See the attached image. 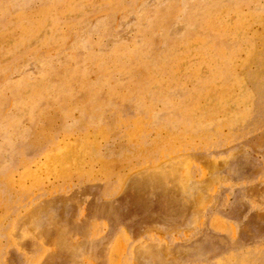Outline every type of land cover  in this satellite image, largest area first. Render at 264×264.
Returning a JSON list of instances; mask_svg holds the SVG:
<instances>
[{
    "label": "rangeland",
    "instance_id": "374dc122",
    "mask_svg": "<svg viewBox=\"0 0 264 264\" xmlns=\"http://www.w3.org/2000/svg\"><path fill=\"white\" fill-rule=\"evenodd\" d=\"M0 264H264V0H0Z\"/></svg>",
    "mask_w": 264,
    "mask_h": 264
}]
</instances>
